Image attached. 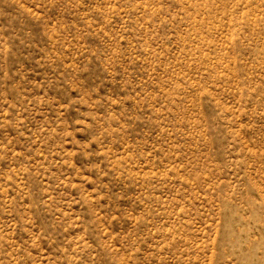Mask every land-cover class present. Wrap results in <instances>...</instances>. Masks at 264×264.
<instances>
[{
  "label": "rangeland",
  "instance_id": "rangeland-1",
  "mask_svg": "<svg viewBox=\"0 0 264 264\" xmlns=\"http://www.w3.org/2000/svg\"><path fill=\"white\" fill-rule=\"evenodd\" d=\"M0 264H264V0H0Z\"/></svg>",
  "mask_w": 264,
  "mask_h": 264
}]
</instances>
